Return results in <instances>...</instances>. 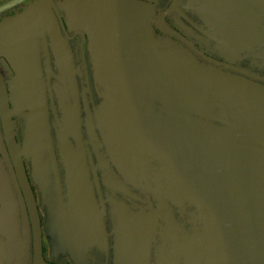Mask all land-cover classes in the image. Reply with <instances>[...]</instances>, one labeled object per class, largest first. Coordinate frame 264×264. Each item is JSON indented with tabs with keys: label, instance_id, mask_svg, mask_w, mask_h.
Segmentation results:
<instances>
[{
	"label": "flooded vegetation",
	"instance_id": "obj_1",
	"mask_svg": "<svg viewBox=\"0 0 264 264\" xmlns=\"http://www.w3.org/2000/svg\"><path fill=\"white\" fill-rule=\"evenodd\" d=\"M263 1L0 0V264H206L224 166L264 188Z\"/></svg>",
	"mask_w": 264,
	"mask_h": 264
},
{
	"label": "water",
	"instance_id": "obj_2",
	"mask_svg": "<svg viewBox=\"0 0 264 264\" xmlns=\"http://www.w3.org/2000/svg\"><path fill=\"white\" fill-rule=\"evenodd\" d=\"M0 96L8 98L7 89ZM211 229L206 264H264V188L237 165L222 169Z\"/></svg>",
	"mask_w": 264,
	"mask_h": 264
}]
</instances>
